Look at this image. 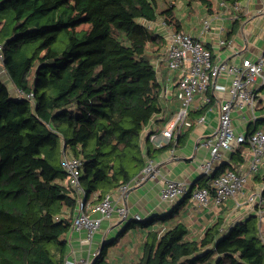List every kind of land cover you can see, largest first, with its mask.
I'll return each mask as SVG.
<instances>
[{
    "label": "trees",
    "instance_id": "trees-1",
    "mask_svg": "<svg viewBox=\"0 0 264 264\" xmlns=\"http://www.w3.org/2000/svg\"><path fill=\"white\" fill-rule=\"evenodd\" d=\"M197 2L213 9L214 0H187L189 19ZM160 18L183 28L175 0H0V264H66L64 236L77 193L62 166L65 156L84 161L85 202L96 204L138 176L147 158L182 144L214 104L190 111L184 134L180 129L165 147L151 143L154 131L145 134L167 111L155 65L159 59L167 69L165 39L146 24ZM237 26L236 20L228 37ZM235 154L244 159L242 149ZM228 169L238 168L224 163L215 175ZM206 183L203 175L191 188ZM190 204L186 196L140 222L149 230L133 264H264L256 213L226 230L219 217L192 237Z\"/></svg>",
    "mask_w": 264,
    "mask_h": 264
},
{
    "label": "crops",
    "instance_id": "crops-1",
    "mask_svg": "<svg viewBox=\"0 0 264 264\" xmlns=\"http://www.w3.org/2000/svg\"><path fill=\"white\" fill-rule=\"evenodd\" d=\"M222 0H214V6L210 13L206 10L200 2V15L188 18V7L186 10L181 9L177 4V10L180 20L183 22L181 30L186 31L193 36L201 37L206 45L212 50L213 56L216 60H229L230 62L239 63L243 57L256 59L262 52L264 47V0H234L240 3V9L233 11L227 10L220 6ZM230 3L234 2L228 0ZM176 3V2H175ZM186 5V3H184ZM196 4V3H195ZM212 16V28L210 32L202 35L201 27L204 19ZM238 21L236 31L231 37H228V30L234 21ZM160 32V28L158 29ZM161 33V32H160ZM227 41L224 45H219V39ZM164 60V54L161 57ZM155 65L160 74L163 84V96L167 103V111L156 116L146 128L145 134L151 131L160 132L165 128L170 121H172L178 111L179 98L177 99V80L179 77L178 70H170L166 66V71L161 70L160 60L155 59ZM230 77L222 74L216 81L212 82L208 90L204 93L196 94L190 109L193 113L200 110L202 107L208 106L203 101L204 95H212L214 104L208 106L201 116L204 117L196 119L195 126L191 131L183 137V143L166 147L159 154L156 153L154 161L159 166V172L144 181L135 182L129 189L126 199L117 198L115 203L123 205L125 203L132 215L141 214L145 219L155 214H164L170 211L176 202L165 201L161 198V189L164 180L173 179L179 181L189 182L191 185L196 183L204 174L200 169V164L209 157V147L204 144L208 138L214 137V132L218 126V107L219 102L229 96L228 88L230 85ZM256 94L257 102L255 108L254 120L253 112L249 106H237L233 111V123L239 132H250L255 129H264L260 126L259 121H264V81L262 77H258L255 84H253ZM225 87V89L219 88ZM179 110V109H178ZM165 119V122L162 121ZM185 126V124H184ZM179 128V127H178ZM175 128V133L179 129ZM185 132L183 125L180 127ZM177 136L173 137V141ZM170 142V141H169ZM167 142L161 147L169 144ZM155 147L156 145L151 142ZM242 155L244 159L240 158L235 153H226L222 164L235 165L238 169H242L248 164L250 156V149L247 145H241ZM264 174V162L257 174H255L249 181L244 193L237 196V199L243 201L246 195L256 191H264V181H259L258 176ZM141 173L136 176L139 179ZM116 195V191L113 193ZM235 200L231 199L222 207H200L193 203L190 204L186 210V218L191 228V236L201 235L217 218H225L226 229L238 223L255 213L252 208L245 205L237 206ZM94 204H90L87 211L94 215L100 216L98 212L93 211ZM137 222V223H136ZM140 222L135 219L123 220L118 212H114L108 219H104L100 229L94 235L91 243L83 240L84 231L70 230L64 236L67 243L66 264H71L74 260L81 258H92L94 261L98 255L94 256L95 252L100 253L101 249L107 243H112L104 257L101 264H133L138 260L142 253L143 244L149 229L140 227ZM137 224V225H136ZM156 227V226H154Z\"/></svg>",
    "mask_w": 264,
    "mask_h": 264
},
{
    "label": "built area",
    "instance_id": "built-area-1",
    "mask_svg": "<svg viewBox=\"0 0 264 264\" xmlns=\"http://www.w3.org/2000/svg\"><path fill=\"white\" fill-rule=\"evenodd\" d=\"M220 6L227 10H239L240 3L222 0ZM213 17L203 20L201 34L210 32ZM149 27L160 32L165 39L164 60L170 70H178L177 89L182 102L181 107L174 119L168 123L160 132H152L150 141L156 146H163L173 137L177 136L175 128L187 123L190 106L196 94L204 93L208 90L212 82L216 81L222 74L230 77L228 88L229 96L219 102L218 126L213 138H208L204 144L209 147V157L200 164V169L207 178V183L202 187L191 188L192 185L186 181L173 179L164 180L161 189V198L165 201L176 202L186 196L190 201L200 207H222L231 199L235 200L237 206L245 205L252 208L260 224L264 221V191L256 190L246 195L243 201L237 196L244 193L250 179L259 172L264 162V130L255 129L250 132L237 131L233 123V111L237 106H249L253 112L254 120L257 94L253 87L258 77L264 81V47L258 58L252 59L243 57L239 63L229 60H216L212 50L206 45L201 37L193 36L183 30H174L163 18L156 21H146ZM159 31V30H158ZM264 42V37H263ZM227 41L219 39L218 44L224 45ZM3 45L0 43V62L3 58ZM225 89V87H219ZM24 94H19L23 96ZM32 98V94L25 95ZM203 101L208 103L213 99L212 95H204ZM202 116L199 121H203ZM241 145H247L250 149L248 164L242 169H228L215 175L216 169L225 159L226 153H236ZM62 166L68 174L69 183L77 193V205L75 215L70 230L84 231L83 240L91 243L94 235L100 229L104 219H108L114 212H118L121 219L138 221L144 220L141 214L132 215L125 203L117 205L115 199H126L132 184L144 181L155 176L159 172V166L152 158H147L146 165L141 171L139 179L134 178L128 183L121 185L113 193L107 194L101 201L94 204L93 211L100 216L90 214L87 209L90 202H85V191L81 186V176L83 175L84 161L81 158L65 156ZM94 253V256L98 255ZM71 264H94L92 258H81L74 260Z\"/></svg>",
    "mask_w": 264,
    "mask_h": 264
},
{
    "label": "rangeland",
    "instance_id": "rangeland-1",
    "mask_svg": "<svg viewBox=\"0 0 264 264\" xmlns=\"http://www.w3.org/2000/svg\"><path fill=\"white\" fill-rule=\"evenodd\" d=\"M175 2L179 5V7H181V9L183 8L182 12H183L184 10H186V7H187V0H175ZM184 3H186V5H185ZM195 7H196V15H195V16L198 15V17H199V15H200L199 11L201 10V8H200V3H196V4H195ZM1 75H2L3 79H5L4 77H6V74H5V73H2ZM258 124H259L261 127H262V126L264 127V121H259ZM136 223H137V222H136ZM136 225H137V224H136ZM263 226H264V221H263Z\"/></svg>",
    "mask_w": 264,
    "mask_h": 264
}]
</instances>
